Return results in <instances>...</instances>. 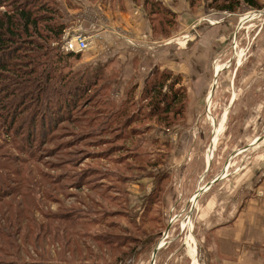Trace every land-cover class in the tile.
Here are the masks:
<instances>
[{"label":"rangeland","instance_id":"obj_1","mask_svg":"<svg viewBox=\"0 0 264 264\" xmlns=\"http://www.w3.org/2000/svg\"><path fill=\"white\" fill-rule=\"evenodd\" d=\"M81 1L84 19L68 30L79 31L82 25L91 34V46L88 51L74 54L67 70L110 62V68L121 73V81L110 91V97L119 102L128 93L125 84L131 64L127 62L134 57L140 60L142 72L157 62L164 65L160 69L175 67L174 74L181 76L176 88L182 87L186 93L180 96L174 113L167 115L161 111L160 120L153 116L141 125L142 128L149 125L143 149L147 162L143 176L138 175L141 172L133 165L124 187L117 184L120 189L115 190V179L108 176L98 191L110 198V202L115 192L121 190L124 204L110 208L119 210L111 218L99 211L87 217H93L94 223L115 221L121 228L109 230L105 224L96 226L93 232L106 229L113 235L104 232L102 243L91 241L84 234L75 235L71 223L64 219V212L61 219L51 221L63 225L59 232L51 231V238H45L44 232L31 231L34 253L45 260L42 264H222L214 235L217 224L224 220L225 212L231 215L239 208L240 201L243 205L250 195L256 194L264 177V0L261 9L243 5L236 12L216 10L208 0H158L176 14V24L167 34L157 31L154 34L151 25L156 23L149 21L151 11L144 0ZM119 11H126L123 18L128 26L121 25ZM110 23L116 29L113 34L107 31ZM98 47L106 52L95 55L94 49ZM139 84L133 91L136 100L143 89ZM170 91L168 85L163 88V93L171 96ZM3 105H0V160H11L15 165L1 166L0 176L9 169L12 178L22 182L21 186L34 181L35 191L48 193V197L33 201L34 208L39 210L34 209L33 215L42 221L49 211H63L58 209L61 201L51 193V190L55 192L52 187L57 175L47 164H38V156L33 158L29 154L30 145V150L37 149L38 142L32 144L26 133L14 135L6 129L4 118L10 108L4 109ZM138 106L146 105L140 100ZM151 106L148 104L146 111ZM116 121L115 125L122 124ZM71 126L65 123L60 130L65 132V139L71 138ZM114 142L123 143L111 141ZM90 149L85 146L75 154V158L81 156L76 163L79 172L99 165L103 174L114 171L115 176L120 175L117 166L110 164L111 158L91 159ZM125 152L116 153L112 148L109 154L115 157ZM18 158L30 162L23 167ZM14 166L23 170L16 173ZM29 169L33 170L32 179ZM65 170L69 172L72 168ZM89 184L87 188H91ZM27 189L24 186L22 190ZM68 203L79 204L75 197ZM121 209L129 211V215L124 216ZM85 218L81 213L82 222H86ZM134 219L143 222L140 229L133 225ZM1 224L5 226L3 221ZM27 226L22 228V234ZM7 231L10 236L1 234L4 241L16 236L11 227ZM86 231L89 225L82 227V232ZM57 234L61 235L58 240ZM123 234L132 236V243L122 246Z\"/></svg>","mask_w":264,"mask_h":264},{"label":"trees","instance_id":"obj_2","mask_svg":"<svg viewBox=\"0 0 264 264\" xmlns=\"http://www.w3.org/2000/svg\"><path fill=\"white\" fill-rule=\"evenodd\" d=\"M208 1L211 7L224 12H236L243 5L263 8L262 0ZM144 4L150 7L152 20L149 17V21L156 23L150 24L154 34L156 31L165 34L168 31L172 32V26L177 21L176 14L158 0H144ZM64 31L65 24L56 0H0V105L4 104L2 106L4 109L10 108L4 123L10 134L26 133L28 141L32 144L39 143L37 149L34 147L30 150L32 146L30 145L28 152L33 158L38 156L36 160L38 164H47L57 175L52 187L55 192L47 190H51L54 199L61 201L58 203V209L63 210L49 211V214L39 221L33 215L34 209L38 210L34 208L33 201L37 197H48V193L45 190L42 194L35 191L34 181L25 182L24 186L28 188L25 193L22 190L24 187L21 186L22 182L12 178V171L5 169L0 176V264L46 263L33 251L31 231L44 232L45 238H51L52 230L57 233L63 227L51 221L61 219L64 212L66 215L64 219L71 223L75 235L76 233L85 235L91 241L93 239L102 243L104 232L121 228L115 221H107V224L106 220L94 223L93 217H87L101 212L106 218L107 216L111 218L119 210L110 208L114 206L120 208L124 204L121 190L115 192L111 203L108 201L110 198L98 191L106 184L108 176L115 179V190L120 189L117 184L124 187L133 165L141 172L138 175L143 176L147 165L143 149L149 125L146 124L145 128L141 125L147 123L153 116L160 120L161 111L167 115L174 113L178 101L181 100L180 96L186 93L182 87L176 88L181 81L180 75L174 74L176 72L170 69L157 68L145 81L139 100L133 96L134 87L137 86L133 84L127 86L129 89L126 98L115 102L110 97V91L114 84L121 81V73L110 68V62L85 69L80 67L76 70H67L68 61L75 55L64 54L58 45L53 44L61 40ZM167 85L172 90L171 96L169 93H163V88ZM140 100L146 106H138ZM148 104L152 106L146 111ZM116 120L122 121V124L115 125ZM65 123L73 125L69 129L71 138L65 139V132L60 131L64 129ZM81 127L89 130H83ZM114 140H121L123 143H111ZM129 143L133 146H128ZM102 145L109 146L103 149L100 148ZM85 146L91 147L88 151L91 153V159L102 161L111 158L110 164L117 166L120 175L115 176L114 171L109 175H106L107 172L103 174L99 165L88 167L80 173L76 163L81 156L75 158V154ZM112 148L116 153L124 150L126 152L120 156H110L109 151ZM105 150L107 151L103 153ZM44 157L49 160L44 162ZM18 160L23 167L30 162L25 158ZM13 165L14 161L0 160V167L8 168ZM67 167L72 170L67 172L65 170ZM12 169L16 173L23 170L15 166ZM32 171L29 169L31 179ZM94 175L96 179L92 178ZM27 177L28 175L25 176ZM88 184L91 188H87ZM83 189L85 190L82 194ZM72 197H75L79 204L69 205L68 200ZM41 203L45 208V200ZM150 208L151 205L149 210ZM121 211L124 216L129 215V211L124 209ZM81 213L85 215L86 222H82ZM144 218L145 215L142 219ZM33 220L37 225H34ZM2 221L5 226L15 231L14 238L8 237L6 241L1 238V234L10 236L7 231L9 228L2 226ZM133 221L135 228L142 227L143 222L137 223L135 219ZM104 224L109 230L93 232L96 226ZM25 225L28 226L26 232L22 234ZM88 225L89 231L82 232V227ZM55 227L58 229L54 230ZM108 234L113 235L111 231ZM55 236H58L57 240L61 237L60 234ZM123 237L122 246L132 243V236L123 234Z\"/></svg>","mask_w":264,"mask_h":264},{"label":"crops","instance_id":"obj_3","mask_svg":"<svg viewBox=\"0 0 264 264\" xmlns=\"http://www.w3.org/2000/svg\"><path fill=\"white\" fill-rule=\"evenodd\" d=\"M59 10L62 13V21L65 24V30L74 27L82 14L83 4L81 0H56ZM127 11V10H126ZM126 11H119V18L122 24H127L123 16ZM130 12V11H128ZM75 13V15H74ZM67 14H69L67 16ZM111 24V23H110ZM107 27V31L113 34L116 29L113 24ZM128 26V24H127ZM95 55L106 52L103 48L94 49ZM98 61V60H96ZM102 62V61H101ZM127 64H131L130 66ZM126 68L130 67L127 72L130 76L125 87L133 84H139L138 74L143 81L139 88H143L145 81L157 68H164L157 62L147 71H141L140 60L131 59L127 62ZM137 66V67H136ZM175 70L173 66H165ZM139 75V76H140ZM136 76V77H135ZM257 193L250 195L244 202L240 201L239 208L234 209L231 215L228 211L224 214V220L217 224L215 230V240L222 255V264H264V177L261 184L256 188Z\"/></svg>","mask_w":264,"mask_h":264},{"label":"built area","instance_id":"obj_4","mask_svg":"<svg viewBox=\"0 0 264 264\" xmlns=\"http://www.w3.org/2000/svg\"><path fill=\"white\" fill-rule=\"evenodd\" d=\"M82 19L84 18L80 17L79 21ZM80 27L79 31L75 32L65 30L61 40L53 44L58 45L64 54H79L88 51L91 46V34L82 25Z\"/></svg>","mask_w":264,"mask_h":264},{"label":"water","instance_id":"obj_5","mask_svg":"<svg viewBox=\"0 0 264 264\" xmlns=\"http://www.w3.org/2000/svg\"><path fill=\"white\" fill-rule=\"evenodd\" d=\"M158 250H159V246H157V247L155 248V250H154V254H155V255L157 254Z\"/></svg>","mask_w":264,"mask_h":264},{"label":"bare ground","instance_id":"obj_6","mask_svg":"<svg viewBox=\"0 0 264 264\" xmlns=\"http://www.w3.org/2000/svg\"><path fill=\"white\" fill-rule=\"evenodd\" d=\"M190 37V36H189Z\"/></svg>","mask_w":264,"mask_h":264}]
</instances>
